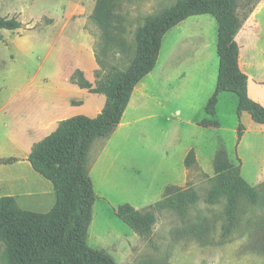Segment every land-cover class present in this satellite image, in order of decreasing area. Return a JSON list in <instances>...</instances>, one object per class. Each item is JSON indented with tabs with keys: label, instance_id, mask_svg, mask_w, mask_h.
I'll list each match as a JSON object with an SVG mask.
<instances>
[{
	"label": "rangeland",
	"instance_id": "obj_1",
	"mask_svg": "<svg viewBox=\"0 0 264 264\" xmlns=\"http://www.w3.org/2000/svg\"><path fill=\"white\" fill-rule=\"evenodd\" d=\"M175 1L111 0L113 6L108 15L101 0H0V15L15 17L22 23L19 29L0 30V157L21 156L27 140L43 139L42 132L35 128V121L41 116L54 117L59 123L58 118L78 114L79 107L67 104L66 99H84L88 110L104 104L105 95L79 87V71L95 82L112 67L125 69L135 54L138 28ZM258 1L241 3L240 15ZM208 17L214 19L210 14L189 19L204 21ZM207 21L203 23L209 31ZM200 29L181 26L169 30L163 37L159 63L175 42H198L194 35L203 32ZM261 37L264 46V25ZM186 47V58L200 56L193 44ZM258 58L264 61V54ZM218 63L214 55L212 68L216 64L218 68ZM183 82L188 80L172 72L171 84L162 83L160 91L155 89V95L165 99H148L146 108L137 111L143 118L132 127L122 128L115 137L110 146L115 147L114 152L120 149L125 159L115 164L113 177L128 180L132 175L133 183L148 185L154 177L161 176V168L164 171L168 167L173 176L186 168V182L178 186L192 188L197 201L190 205L184 218L172 210L156 211L152 233L142 238L116 216L115 208L129 203L146 209L163 198L158 193V182L151 183L150 192L112 191L109 197L97 196L88 244L105 250L116 264H264V126L255 123L247 110L248 116L238 114V100L232 92L225 93L233 96V101L218 97L214 117L218 125L201 126L198 122L209 117L205 106L215 87L206 100L202 99L203 90L193 99L184 95L175 98V83ZM206 85L205 82L202 87ZM52 103L55 104L50 108ZM43 107L47 108L46 113H42ZM239 122L243 126L241 136L237 134ZM95 143L96 140L89 150V159ZM191 148L196 152V163L185 167L183 161ZM221 148L231 162L240 165L242 178L258 193L256 203L240 200L238 223L227 235H223L226 198L220 196L214 203L206 201L216 179L215 154ZM6 173L10 180L7 186L14 185V189H25V180L46 182L39 174L27 173L21 164ZM9 175L20 176L25 185ZM54 202L53 190L19 194L17 198L20 207L37 212H47ZM201 223L208 228L204 237L192 233V228Z\"/></svg>",
	"mask_w": 264,
	"mask_h": 264
},
{
	"label": "trees",
	"instance_id": "obj_2",
	"mask_svg": "<svg viewBox=\"0 0 264 264\" xmlns=\"http://www.w3.org/2000/svg\"><path fill=\"white\" fill-rule=\"evenodd\" d=\"M252 0H176L158 14L148 17L135 34L136 50L129 65L119 70L110 68L102 77L91 82L79 71L77 83L90 93L105 95L102 110L95 116L83 114L63 118L56 129L33 144L27 160L32 168L48 179L54 189L55 202L47 212L21 208L15 197H0V264H116L103 249L88 244V228L92 221L95 192L89 174V150L95 140L105 141L121 121L136 84L151 72L157 62L165 33L184 19L200 14H211L217 21V54L219 66L216 86L207 100L205 112L209 117L202 126H216L210 118L216 114L220 92H233L238 97V110L246 108L251 119L264 124V106L251 99L247 92V75L238 64L239 46L235 37L256 2L241 16L240 4ZM108 15L111 0H101ZM22 23L15 17L0 15V30H15ZM242 123L237 134H242ZM17 157L0 158V163H13ZM196 163V152L191 148L185 167ZM215 184L206 201L214 203L226 198V224L223 235L229 234L238 223L240 200L256 203L258 193L241 175L240 165L230 161L224 148L214 158ZM198 199L192 188L166 186L163 198L144 210L129 203L115 208V214L137 235L148 238L156 221V211L172 210L181 218ZM208 228L199 224L192 228L195 236L204 237Z\"/></svg>",
	"mask_w": 264,
	"mask_h": 264
},
{
	"label": "crops",
	"instance_id": "obj_3",
	"mask_svg": "<svg viewBox=\"0 0 264 264\" xmlns=\"http://www.w3.org/2000/svg\"><path fill=\"white\" fill-rule=\"evenodd\" d=\"M190 17L184 19L183 21H181L179 24H177L172 28L176 29L181 26H191V27L199 26L201 27L200 31L203 32L194 35V36H198L199 41L198 42L195 41L193 43H187L186 42L187 39H183L175 42L174 46L169 50L168 54L164 56L161 62L159 63L160 52L162 49V43H161V48L154 69L151 72H149L143 79H141L134 87L128 105L126 106L123 116L121 118V121L114 130V132L109 136L108 139H106L103 142L100 140H96V143L92 149L93 153L90 159V168H89V174L92 180L96 198L97 196L109 197V194H112L111 193L112 191L114 192H121V191L148 192L149 191L150 192L151 183H155V182L159 183L158 193L160 196H162L166 186L182 185L186 182V178H187L186 168L183 170L182 174L178 173L176 176H173L170 172H168L169 171L168 167L164 171L163 168H161L160 169V171L162 172L161 176L158 179H156L157 176L154 177V179L148 185H146L147 182L133 183L134 180L132 175L128 180L116 179L113 177L114 166L118 162V160L123 161L125 159V156L120 153V149H117L118 151L114 152L113 150L115 149V147L110 146V144L114 141L115 137L118 134H120L122 128L124 127L128 128L129 126L132 127L134 123L139 122V120L143 118L137 115V111L139 109L146 108L148 104V99H165L163 97L158 98L157 95H155V89H158L160 91V85L162 83L171 84V73L172 72L174 73V71H176L178 77L188 80L187 83L183 82L180 85L179 83H175V88H174L175 98L180 99L184 95L185 97H191L193 99V97H196L202 90L205 91V95L203 96L202 99L206 100L210 96V92L212 91L213 87L216 86L217 73H218L217 64L215 65V67L212 68L214 55L215 56L217 55L219 60V56L217 54V36H216L218 30V24H216L217 21L215 18H214L215 20L209 17L205 18V20L206 19L209 20L207 21V23L211 26L210 30L207 31V26H205L203 23L205 20L200 21L199 19H195V20L189 19ZM189 21L190 23H188ZM263 25H264V0H259L256 6L254 7L253 11L249 15V17L244 21L242 27L240 28V30L238 31L235 37V40L239 46V56H238L239 67L241 69V72H244L248 77L247 79L248 95L251 99L259 102L261 105L264 106V61L258 58V55L264 54V46L261 45ZM167 32L165 33L166 35ZM210 36L212 41L211 43H210ZM182 43L183 45L185 44L183 47H181ZM189 44H193L194 49H199L200 56L198 58H197L198 55L196 56L195 59L186 58L184 51L187 50L186 46ZM215 44H216V50H215ZM189 52L191 53V51ZM173 76L175 77L176 74ZM189 77L191 78L189 79ZM205 82L207 85L205 88H203L202 85L205 84ZM178 85L179 87L176 88ZM225 92L226 91L219 93L218 95L219 99L222 96L223 99H228L233 101L234 97L231 96L230 94H226ZM66 103L75 107H79L78 114H83L89 117H95L102 110L104 106L103 104L102 105L99 104V105H95V107L88 110L86 107H84L85 106L84 99H80V100L66 99ZM53 104L55 103H52L50 105V108L53 107ZM42 110H43L42 113L47 112V108L45 107H43ZM246 110H247L246 108H242V109L240 108V110H238L237 108L238 114L240 116L242 115L248 116ZM215 116L216 115L210 118L215 119L214 118ZM49 117L51 116H41L39 119L35 121V126H36L35 128H38L36 130L42 132L41 138L43 139L51 132H53L58 124V122L56 121L57 119H53L54 117L52 118ZM63 118L64 117L58 118V120L61 121L63 120ZM200 121L198 122L199 124ZM261 125L264 126V124ZM35 142L36 141L33 138H31L29 141L27 140V143L25 144V148H24L25 153L22 154L21 156H13V157H18L19 158L18 161L14 163H0V173L2 174L4 173L3 175L5 176L1 178V174H0V178H1L0 197L11 195L14 196L17 201L19 194L31 195L35 193H45V192L48 193L51 190L54 191L52 183L48 179H45V177L40 175L38 172H36L32 168L30 162L27 160L32 145ZM0 158H6V157H0ZM16 164H21L22 167L27 171V173L33 172L35 174H39L41 177H43V179L46 180V182L43 181L42 184H38V183L35 184V183H31L28 180H25V182H28V185L25 186L26 187L25 189H21V188L14 189V185L8 187L7 185L9 184L10 180L6 177L7 174L6 170H11V168H14ZM9 177H11L13 180L18 179L21 182L22 186L25 185L24 184L25 182L22 181L23 178H21L20 176H18V178H15V176L9 175ZM48 182H50L51 185H49Z\"/></svg>",
	"mask_w": 264,
	"mask_h": 264
}]
</instances>
